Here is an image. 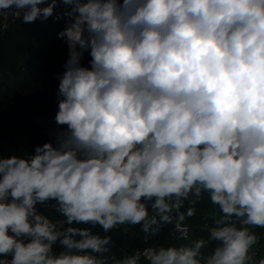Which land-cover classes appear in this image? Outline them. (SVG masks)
Wrapping results in <instances>:
<instances>
[{
  "label": "clouds",
  "instance_id": "clouds-1",
  "mask_svg": "<svg viewBox=\"0 0 264 264\" xmlns=\"http://www.w3.org/2000/svg\"><path fill=\"white\" fill-rule=\"evenodd\" d=\"M61 2L66 127L0 157V264H264V0ZM43 4L0 0V13L31 23L53 16L57 0ZM205 193L218 209L197 226L206 238L112 252L124 225L174 224L187 240Z\"/></svg>",
  "mask_w": 264,
  "mask_h": 264
},
{
  "label": "trees",
  "instance_id": "trees-1",
  "mask_svg": "<svg viewBox=\"0 0 264 264\" xmlns=\"http://www.w3.org/2000/svg\"><path fill=\"white\" fill-rule=\"evenodd\" d=\"M71 8L57 0L53 16L31 23L11 13L6 28L0 13V157L25 156L38 145L55 142L58 75L69 56L58 33ZM90 60V50L85 51L81 64L90 67Z\"/></svg>",
  "mask_w": 264,
  "mask_h": 264
},
{
  "label": "crops",
  "instance_id": "crops-1",
  "mask_svg": "<svg viewBox=\"0 0 264 264\" xmlns=\"http://www.w3.org/2000/svg\"><path fill=\"white\" fill-rule=\"evenodd\" d=\"M187 201L185 202V208L182 210H185L188 207ZM42 205H37L38 210L41 213H44L46 215L51 214V216L58 218V214H55L52 212V210L42 211L41 209ZM196 213L193 217L187 218V220L184 222V225H187L190 229V239L189 242L192 239L200 238L201 236H204L206 238V234H203L200 232V230L197 228L198 225H203L205 223L204 217L206 215V212H218V209H215L209 201L207 193L204 194V199L201 200L196 204ZM209 224L212 223L211 220L207 221ZM172 225V224H170ZM78 227H92L91 225H77ZM127 227L128 231L125 232L123 229ZM168 225H165V228H167ZM255 231L259 236L260 240L257 245L253 247V250L256 249L258 251V260L261 258H264V229L260 228H254L252 229ZM92 231L99 232L101 235H104L103 229L100 226H96L92 228ZM143 231L141 230V225H124L120 226L116 229H113L109 235H111L112 239L115 241L116 246L113 249V253H115L118 257H122L125 254H131L135 250H143L146 247H159V246H171L175 243L169 239L166 235H161V237L153 241L149 244H145L143 242L142 236ZM213 246H210L208 251H211V248ZM63 250V246L59 245L58 243L53 246L54 253L58 254L60 251Z\"/></svg>",
  "mask_w": 264,
  "mask_h": 264
},
{
  "label": "built area",
  "instance_id": "built-area-1",
  "mask_svg": "<svg viewBox=\"0 0 264 264\" xmlns=\"http://www.w3.org/2000/svg\"><path fill=\"white\" fill-rule=\"evenodd\" d=\"M12 11L13 10H10L8 12L2 13V27L3 28L7 27V23H8V20H9V17L11 15ZM60 127L62 128V127H66V126H58L57 130L60 129ZM48 210H51V209L48 208ZM52 218L54 220L55 219H64L63 217L56 218V217H53V216H52ZM165 225H168V227L165 228ZM184 226H186L188 228V232H187L188 239L187 240L180 239V234L178 232H176L174 224H172V225L163 224V225L160 226L159 232L156 233L155 235L143 233V236H142L143 242L145 244H149V243H151L153 241L158 240L161 237V235H166L169 239H171L175 243V245L187 243V242H189V239H190V229H189V227L187 225H184ZM113 242H114V247L112 248V251H113V249L116 246V243H115L114 240H113ZM253 251L255 252L256 259L258 260V251L256 249H254Z\"/></svg>",
  "mask_w": 264,
  "mask_h": 264
},
{
  "label": "water",
  "instance_id": "water-1",
  "mask_svg": "<svg viewBox=\"0 0 264 264\" xmlns=\"http://www.w3.org/2000/svg\"><path fill=\"white\" fill-rule=\"evenodd\" d=\"M42 211H47L48 208H46L44 205L41 207Z\"/></svg>",
  "mask_w": 264,
  "mask_h": 264
}]
</instances>
